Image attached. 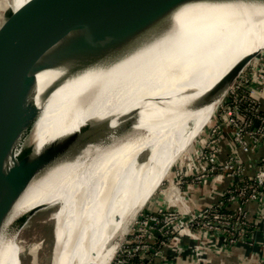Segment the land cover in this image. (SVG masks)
I'll return each mask as SVG.
<instances>
[{
  "label": "bare ground",
  "instance_id": "bare-ground-1",
  "mask_svg": "<svg viewBox=\"0 0 264 264\" xmlns=\"http://www.w3.org/2000/svg\"><path fill=\"white\" fill-rule=\"evenodd\" d=\"M26 1L11 0L10 6L17 10ZM175 21L170 34L109 68L90 69L61 81L48 95L56 72L38 74L32 98L40 114L27 132L35 151L55 139L69 96L78 90L89 92L73 130L109 118L113 127L103 141L70 147L69 156L27 181L0 227V264H22L21 246L8 235L20 217L38 206L55 204L59 205L53 213L56 235L66 247L70 243L72 253L56 247L53 264H110L137 211L220 105L230 84L207 101L202 99L248 53L255 30L264 28V3L192 4L183 7ZM246 36L251 39L243 54L239 57L236 50L223 60ZM199 43L210 48L197 55L199 63L188 75L185 63ZM262 48L264 30L251 53ZM49 95L41 106V97ZM140 195L146 198L139 207L134 199Z\"/></svg>",
  "mask_w": 264,
  "mask_h": 264
},
{
  "label": "water",
  "instance_id": "water-1",
  "mask_svg": "<svg viewBox=\"0 0 264 264\" xmlns=\"http://www.w3.org/2000/svg\"><path fill=\"white\" fill-rule=\"evenodd\" d=\"M236 1L264 3V0H27L17 10L8 4L9 9L0 16V227L29 179L69 156L70 147L76 149V144L84 147L103 141L113 127L110 118L103 122L89 121L35 151L33 143L26 140L28 130L40 114V107L32 98L39 73L56 72L46 90L48 95L61 81L90 69L109 68L170 34L183 7ZM201 43L193 47L187 58L188 75L191 66L199 63L197 55L210 48H203L207 45ZM236 50H229L223 60ZM263 50L237 60L202 102L231 84ZM215 66L217 70L221 63ZM24 133L26 136L21 137ZM12 163V167L5 169ZM38 209L40 206L23 214L16 226H23ZM16 233L10 231L8 235L16 238Z\"/></svg>",
  "mask_w": 264,
  "mask_h": 264
},
{
  "label": "built area",
  "instance_id": "built-area-1",
  "mask_svg": "<svg viewBox=\"0 0 264 264\" xmlns=\"http://www.w3.org/2000/svg\"><path fill=\"white\" fill-rule=\"evenodd\" d=\"M246 84H249L248 91L240 95L238 89ZM263 84L264 65L254 68L252 78L238 82L237 89L230 93L214 122L208 123L206 141L195 143L187 157L186 171L177 172L179 177L172 183L190 186L211 175L226 173L233 180L220 199L199 211L188 212L189 215L173 205L142 210L136 219V226L120 245L110 264H146L143 262L145 257L159 256L167 245L175 251H184V239L187 237L193 243L191 246L199 251L202 247L200 235L204 232H222L226 234L228 243L247 239L250 221L245 203L251 199L264 200V168L253 176H244V164L237 155L230 154L222 161L219 159L220 141L224 127L231 125L234 140L244 150L264 143V112L256 98L258 86ZM166 189L164 187L160 191ZM227 202L234 203L233 210L223 209ZM262 236L264 238V231Z\"/></svg>",
  "mask_w": 264,
  "mask_h": 264
},
{
  "label": "crops",
  "instance_id": "crops-1",
  "mask_svg": "<svg viewBox=\"0 0 264 264\" xmlns=\"http://www.w3.org/2000/svg\"><path fill=\"white\" fill-rule=\"evenodd\" d=\"M247 36L237 46L239 57L251 39ZM258 87L256 98L264 112V84ZM210 120L211 118L208 119L207 123ZM207 134L208 129L203 131L200 138H207ZM230 154H235L242 160L244 176H253L260 168H264V143L261 142L256 147L246 151L234 140L233 127L226 125L221 135L219 159L222 161ZM232 180V176L220 173L219 175H211L190 186L169 184L165 191H160V194L146 205L145 210H154L159 205H173L189 215L188 212H196L215 204ZM150 191L148 193L151 194ZM145 198L146 195L144 197L140 195L134 200L140 207ZM245 208L252 225V231L247 239L242 238L235 243H228L226 234L222 232H204L200 235L202 247L199 251L191 246L193 243L187 237L184 239V251H175L171 245H167L159 256L150 259L147 264H263L264 200L251 199L245 203Z\"/></svg>",
  "mask_w": 264,
  "mask_h": 264
},
{
  "label": "rangeland",
  "instance_id": "rangeland-1",
  "mask_svg": "<svg viewBox=\"0 0 264 264\" xmlns=\"http://www.w3.org/2000/svg\"><path fill=\"white\" fill-rule=\"evenodd\" d=\"M11 0H0V16L8 10V4H10ZM4 5V6H3ZM264 28L262 27L260 31L255 30L254 39L251 45L248 47V53H251L253 46L259 40L262 35ZM262 52H259L256 56H254L239 72L237 77L233 80L230 86L227 88L220 105L217 110L214 112L211 120L209 122L212 123L216 119V115H219L220 110L222 109V105L226 104V99L229 97L230 93L237 89V84L241 79L244 78H252L254 68L262 67L264 65V58ZM127 86V85H124ZM89 90H78L70 94L68 102L65 106V110L63 113V117L61 120V127L55 138L62 136L68 132H71L75 126V120L80 112L81 107L83 106V102L88 94ZM49 96L41 97V106L49 100ZM51 114L49 117L43 122L41 125V131L39 137H41L46 129V126L49 123ZM208 129V123L204 124L200 128V132L193 138L192 142L189 144L188 148L180 155V157L176 160L173 166L170 168L168 173L165 175V178L156 189V191L151 195V197L147 200V202L142 206V208L138 211L137 216L133 219L129 224L128 232L123 238L122 243L127 239V236L131 233L132 229L136 226V219L140 216L142 210H145L146 205L154 200L159 194L160 189L168 186L169 184L174 183V181L179 177L177 172L186 171L187 165V157L192 153V150L197 141L204 143L206 138H200V135L204 130ZM31 142L30 137L26 141ZM25 143V144H27ZM146 153L141 157V159L146 157ZM183 164V167H180ZM190 179V178H189ZM171 196V195H170ZM58 204L52 206H44L38 209L28 220L24 223L23 226L17 227L16 224L10 231H15L16 240L21 246V263L22 264H53L55 260V250L56 247L63 250L66 245L63 244L58 236L55 237V219L53 217L54 211L58 208ZM24 244V245H23ZM65 249H67V254L70 255L72 251H70V243ZM62 260V257H61Z\"/></svg>",
  "mask_w": 264,
  "mask_h": 264
},
{
  "label": "trees",
  "instance_id": "trees-1",
  "mask_svg": "<svg viewBox=\"0 0 264 264\" xmlns=\"http://www.w3.org/2000/svg\"><path fill=\"white\" fill-rule=\"evenodd\" d=\"M248 85L249 84H246V86H242V87H240L239 89H238V92H239V94L241 95V94H244V93H246L247 91H248ZM223 209H226V210H229V211H231V210H233V203L231 202V203H229V202H227L226 203V205H225V208H223ZM247 229H248V231H247V235L249 236L250 235V233H251V231H252V225H251V222H249V226L247 227ZM151 255V254H150ZM152 258H154V256H149V257H145V259L143 260V262H145L146 264H147V262L150 260V259H152Z\"/></svg>",
  "mask_w": 264,
  "mask_h": 264
}]
</instances>
